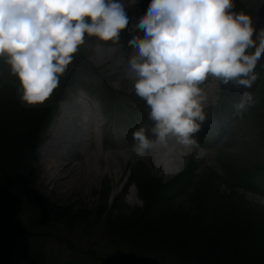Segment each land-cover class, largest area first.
Instances as JSON below:
<instances>
[{
    "label": "rangeland",
    "instance_id": "obj_1",
    "mask_svg": "<svg viewBox=\"0 0 264 264\" xmlns=\"http://www.w3.org/2000/svg\"><path fill=\"white\" fill-rule=\"evenodd\" d=\"M123 2L131 18L129 24L131 29L132 23L138 21L139 17L146 12L150 0H123ZM246 2L248 7L252 5L249 12H246L244 7L238 8V12L243 11L251 15L257 30L264 28V0H246ZM129 29L122 31L119 44L99 42L95 37H86L85 43L76 54L78 60L71 68L73 84L66 87H72L61 91L59 97L61 101L55 107V114L49 122L50 125L43 132L47 139L52 125L62 119L60 115L62 108L68 104L80 102V98L83 102L94 103L100 120L98 123L105 124L101 126V129L106 134V140L102 150H95L97 148L92 146L87 152L88 155L79 160L77 167L80 168L76 170L79 174L75 176L80 177L83 174L84 177L88 176L91 172L89 168L94 165V178L85 177L86 180L81 181L78 187L72 186L73 177L69 178L68 183L72 189L69 186L67 188L65 185L47 182V187L52 191L48 193L40 184L44 172L36 152L31 158L29 172L34 178V190L42 196L41 198L49 202L50 207L70 209L71 217L74 219L60 217L62 212L53 207V209L50 208L52 209L50 215L44 217L38 204L36 205L28 197L24 201L16 200L19 201L17 206L20 207L12 208V215L7 218L6 224L0 216V264H28L24 258L28 250H34L35 258L39 255L38 257L42 259L41 264H102L110 254L118 256L120 253L134 252L131 250L136 244L133 242V235L136 232V223L141 222L138 217L144 212L145 198L143 199L138 188L137 192L135 186L128 187L131 176L135 175L141 185L143 183L148 185V182L143 181L142 167L151 170V175L154 177L155 174L154 178L163 183H168L174 176L170 178V174L164 167L156 164L153 157L154 150L149 151L143 158H137L133 152L132 132L142 125L151 127L152 122L148 119L149 109L145 101L135 94L134 77L129 73L127 66V57L132 52L127 41L133 34L142 35V33L135 30L130 32ZM0 77L10 82L12 80L19 82L10 74L9 66L5 63L0 64ZM78 81L82 82L81 87L78 86ZM11 83L6 86L7 89L0 86V97L6 93L13 99L19 97L20 87L17 90H8L12 88ZM223 86L212 78L206 82L205 87L208 93V101L204 108L206 119L196 134L197 143L191 147L182 148L181 158L178 159L182 165L178 171L192 165L194 171L191 176H205L210 173L212 186H215L217 178L219 184L223 185L226 182H234L235 176L233 172H230V166L237 171L248 173L264 165V104L254 98L255 103L252 106L243 113H237L233 105L239 100L242 89L237 90L235 86L229 84L227 85L228 95L223 96ZM262 87H264V72L260 73V78L251 89L258 90ZM251 89L249 91L254 96ZM111 99L118 100L120 105L113 106L112 104L116 102L109 103ZM53 101L55 100L51 94L45 104L50 105ZM0 106H3V108L0 107V137H4L7 132L19 131L21 125L17 120L9 117L7 104L2 100ZM82 107L83 105L80 104L74 114L67 116L70 127L69 136L73 133L71 119L75 120V114H78ZM219 108L222 113L219 112ZM230 113L228 119L222 120L223 116L227 117ZM228 120L231 123L228 133L218 144L220 130ZM69 136L65 141L69 139ZM109 151L113 152L111 159L113 160L114 157L117 163L115 165L122 170L120 179L123 186L121 187L118 186L119 179L113 169L114 166L108 164L109 159L106 153ZM97 154L100 155L99 159ZM69 169L75 170L72 167ZM70 170L66 172L69 174ZM0 176H3L2 172ZM196 182L198 184L195 182L190 184L193 187L189 191L186 190V193L175 196L173 206L166 208L168 211L165 216L168 218L165 219L168 223H159L160 212L150 210L153 214L150 221H145L147 228L171 224L174 218H170L172 213H177L182 208L195 212L193 203L189 200V193L193 190L196 192L200 188L205 191L209 187L206 179ZM254 182L262 190L257 192L259 195L244 192L240 188L227 190L225 186V188L220 187V190L232 195L233 198H244L249 202L251 212L248 211V215L250 218L253 216L256 223L261 220V215H264V204H262L264 203V180L255 176ZM115 183L118 191H115ZM155 185L151 187V190ZM62 186L65 188H61ZM60 189L65 190V194H62ZM96 213L102 215L96 217ZM263 254V251L254 253L264 262Z\"/></svg>",
    "mask_w": 264,
    "mask_h": 264
},
{
    "label": "clouds",
    "instance_id": "obj_2",
    "mask_svg": "<svg viewBox=\"0 0 264 264\" xmlns=\"http://www.w3.org/2000/svg\"><path fill=\"white\" fill-rule=\"evenodd\" d=\"M235 7L234 0H150L129 29L123 0H0V58L19 80L21 101L37 105L57 89L86 37L119 44L125 29L142 33L127 41V66L152 122L132 132L133 152L143 158L170 141L197 143L210 78L242 89L237 113L255 103L249 89L260 78L264 28Z\"/></svg>",
    "mask_w": 264,
    "mask_h": 264
},
{
    "label": "trees",
    "instance_id": "obj_3",
    "mask_svg": "<svg viewBox=\"0 0 264 264\" xmlns=\"http://www.w3.org/2000/svg\"><path fill=\"white\" fill-rule=\"evenodd\" d=\"M244 1L242 0L247 7ZM77 60L78 56L75 55L73 63L60 77L59 86L52 93L55 101L50 105L45 102L25 105L20 99L21 94L15 99L8 93L0 97V101L3 100L9 108V117L17 120L21 125L19 131L7 132L6 137H0V175L1 172L3 174L0 176V216L4 224L8 222L7 218L11 217L12 208L20 207L17 206L19 201L16 200L24 201L27 197L36 205L38 204L44 217L49 216L54 208L62 212L60 217L74 219L71 217L70 209L55 208V206L52 208L47 201L33 192L27 162L41 129L50 119L60 91L68 82H73L71 68ZM256 71H264V56L258 62ZM6 81L3 78L2 83ZM11 82L13 90L20 87V83L16 80ZM224 90L227 91V88L224 87ZM251 91L252 93L257 91L254 98L264 103V87L258 90L251 89ZM0 107L3 108V106ZM232 170L235 178L244 179L245 184L254 181V174L248 173L241 176L235 168ZM142 172L143 181L148 182V185L145 183L141 185L135 175L131 174L143 199L145 198L144 212L138 217L141 222L136 223V232L132 234L133 242L136 243L131 248L132 251L141 255L154 256L163 264H264L254 255L259 251L264 252V226H262L264 215H261V220L255 223L254 217L250 218L248 215V211L251 212V210L244 198H233L232 195L225 194L220 190L217 182L215 186H212V178L208 173L205 176H191L192 166L186 167L168 183L154 178L156 175L154 174L153 177L150 173L152 171L144 167ZM201 179H206L209 187L205 191L200 188L196 192L193 190L189 193V200L193 203L195 212L182 208L177 213H172L170 218H174L171 224L147 228L145 221H150L153 214L150 210L160 212L159 223H168L165 219L168 218L165 216L168 211L166 208L173 206L174 197L186 193V190L189 191L193 187L190 185L192 182L198 184L196 181ZM154 184L156 185L151 190ZM101 215V213L95 214L96 217ZM119 236L122 235L119 234ZM33 253L34 250H28L24 255L28 264H41L42 259L38 257L39 255L35 258Z\"/></svg>",
    "mask_w": 264,
    "mask_h": 264
},
{
    "label": "bare ground",
    "instance_id": "obj_4",
    "mask_svg": "<svg viewBox=\"0 0 264 264\" xmlns=\"http://www.w3.org/2000/svg\"><path fill=\"white\" fill-rule=\"evenodd\" d=\"M80 104V102H75L72 104H68L66 107L62 108L60 114L62 116V119L59 121L57 120V124L53 126L45 146L39 149L38 154L40 156V160H42L41 167L44 172V176L40 184L43 188H45L48 193H51L52 191L49 190V188L47 187V182L53 184H60L63 186L65 185V187L68 188V186L71 187L70 183H68L69 178L73 177L71 185L78 187L81 181L83 182V180H86L85 177L91 176L92 178H94L95 176L94 165H91V167L89 168L91 172H89L88 176L86 175L84 177L83 174L80 177H75L79 174L76 171L80 168L77 167V165H79V160L85 158V156L88 155L87 152L89 149L86 148L82 151L76 152L75 148H78L79 145L74 144V146L70 147V145L67 144L69 142V139L65 141L66 138L70 135V127L68 126L67 116H71L72 114H74L76 110L79 109ZM94 115H96L95 112ZM71 120L73 121V119ZM173 144L174 142L172 141L169 143L168 148L161 147L155 149L153 152V157L156 164L163 166L171 177L176 175L179 172L178 170L182 166L181 162H178V159L181 158L182 148H185L182 145H175L173 147ZM99 156L100 155L97 154V159H99ZM107 157L110 160L108 164L112 167L114 166L113 169L116 173L117 178L119 179L118 186L121 187L123 185L120 179L122 175V170L115 165L117 164L115 159L112 160L111 156ZM69 167H72L75 170H70ZM67 170H70L69 174L68 172H66ZM63 186L61 188H63ZM63 189H60L61 193L65 194L66 191Z\"/></svg>",
    "mask_w": 264,
    "mask_h": 264
},
{
    "label": "water",
    "instance_id": "obj_5",
    "mask_svg": "<svg viewBox=\"0 0 264 264\" xmlns=\"http://www.w3.org/2000/svg\"><path fill=\"white\" fill-rule=\"evenodd\" d=\"M112 259L113 256H109L102 264H111ZM118 261L119 264H158L153 258L137 256L133 253L121 254Z\"/></svg>",
    "mask_w": 264,
    "mask_h": 264
}]
</instances>
